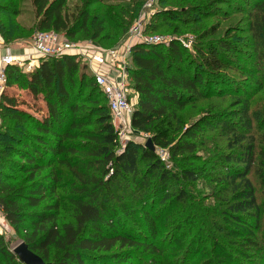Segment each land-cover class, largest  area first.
<instances>
[{"label":"trees","instance_id":"16d2710c","mask_svg":"<svg viewBox=\"0 0 264 264\" xmlns=\"http://www.w3.org/2000/svg\"><path fill=\"white\" fill-rule=\"evenodd\" d=\"M30 3L36 32L54 31L70 41L101 45L125 36L143 0ZM17 4L0 0V37L5 45L26 41L33 32L16 21ZM201 5L162 7L151 19L210 17L213 11L224 13L234 6L242 14L241 23L218 39L207 38L208 32L202 31L194 46L196 59L188 62L177 41L133 44L128 79L138 95L131 128L149 137L154 146L166 148L171 158L197 160L202 137L216 133L223 151L202 169L191 165L175 172L143 143L130 141L118 151L107 100L78 57L38 58V68L31 73L17 66L5 68L0 93V213L45 263L140 264L146 254L149 263L160 264L168 262V255L162 258L165 251L174 256L172 264L188 263L195 250L192 238L184 243L188 232L184 228L193 221L172 223L165 235L172 245L165 248L156 244L154 215L169 216L188 207L180 178L192 182L214 165L220 171L211 181L223 196L219 232L225 240V245L213 241L216 264H241L249 252H260L253 231L260 205L252 177L264 190V118H252L245 85L246 80L259 90L264 85V0H211ZM149 26L157 25H146L145 32ZM210 32L214 34V29ZM240 60L247 66L253 63L255 70L241 67ZM227 69L243 75L245 82L234 84L223 75ZM13 87L43 103V113L38 116L24 108L21 94L8 91ZM199 102L206 107L177 139L166 141L156 132L165 120L180 124L185 108L195 109ZM138 211L141 219L136 218ZM3 262L23 264L0 234Z\"/></svg>","mask_w":264,"mask_h":264},{"label":"rangeland","instance_id":"374dc122","mask_svg":"<svg viewBox=\"0 0 264 264\" xmlns=\"http://www.w3.org/2000/svg\"><path fill=\"white\" fill-rule=\"evenodd\" d=\"M2 1L11 5H15L16 3H18L17 5L19 7V16L16 18V21L27 29L33 30L36 19L34 17V11L31 6L30 0ZM161 1L162 3L159 4ZM207 1L211 0H143V3L135 20H132L130 24L131 26L124 37L117 41L114 37H112L110 40L103 42V44L101 45L95 43L94 44L97 47H100L103 50L107 51L116 49L128 41L131 36V27H133V25L140 24L142 26L143 33L146 36H159L176 39V41L180 43L185 50L183 51L185 52V54L183 55L184 59H186L187 62L195 60L196 53L194 50V46L195 43L199 41L200 36L202 35V31L208 32L207 35L209 36L207 38H221L226 31L236 28L240 25L239 23H241L242 19L241 12L234 10V6H232L230 10H225L227 12L224 13L213 11L210 17L204 15H197L196 18L180 17L179 19H177L178 21H176V19L166 20L164 18L152 20L151 17L162 7H172L176 10H178L179 8L188 9L196 5L202 6L201 3H205ZM116 4L119 5L118 3H113V5ZM214 13H217V15ZM196 19H198V21H196ZM179 20H182V22H180ZM186 21L188 22L187 24H185ZM146 25L157 26L155 29H151V27L149 26L147 33L145 32ZM176 27L179 29L178 32L174 31ZM212 29H214V34H211L210 32ZM35 33L36 31L33 30V32L27 37V40H24V43H31V40ZM207 38H205L204 41ZM79 60L82 62L81 59ZM26 64H29V61H26ZM127 65L129 67V62ZM240 65L241 67H244L246 69H250L252 71L255 70V66L253 63L250 66H247V64L240 60ZM22 70L26 71L25 68H23ZM223 75L227 76L232 81L237 82L234 84L245 82L243 80V75L233 70L227 69L223 72ZM256 76L259 78L258 75ZM245 86L248 91V99L250 102V111L252 118L263 119L264 85L259 90L255 85L249 83L248 80H246ZM131 97L134 99L136 106L138 95L132 89ZM20 98L22 99V101H25L24 108H26L29 112L38 116L41 115V113H39L40 111H42L43 113V103L39 101L34 102L30 97L28 98L22 94L20 95ZM228 103L229 102L227 101L225 103V106ZM196 105L197 106L195 109L190 108L189 106L185 108L184 112L182 113L183 117L181 118L180 124H176L172 120H165L156 127V132L162 133L163 137L167 139L166 141L177 139L180 136L183 128L188 125L190 121H193L197 117H199L202 113V109L206 107L205 103L203 102H199ZM114 128L116 131H119L118 128ZM215 134L216 133H207L202 137L203 142L201 144L203 145V147H200V144L198 149L196 150L197 156L195 157L197 158V160H195L192 156H189L183 160L173 159L170 157L168 150L161 146H154L153 152H165L166 157L164 158V160L162 161L160 158L159 159L163 162V164H165V166L175 172H180L181 167L188 168L191 167V165H193V167H200L202 169V167H204L205 165L204 163L213 161V159H216V155L223 151L222 143L217 142ZM147 139H149V137L146 138L145 135L136 133L132 128H128L127 130L123 131V133H121V135L118 137L119 147L117 148V150L120 151V149L127 142L133 141L145 144ZM209 154L211 155L209 156ZM156 155L158 156V154ZM218 167L219 166L214 165L212 168H207V170L203 171L200 177L192 182L187 181L185 178H180L179 187L183 188L188 193V207H185L183 209H176L169 216H167L166 214L160 216L161 213L156 215L153 214L157 219V222L155 223L157 229L156 244H160L161 247L165 248L172 245V243H168V239L170 240V238L167 239V236H165L172 223L176 224L177 222L188 219L193 221V225L191 227L184 228L186 232L188 231L186 238L184 239V243L188 244L189 240L192 238V243L194 244L193 250H195L194 254L190 256L189 262H186L185 264H216L217 262L215 260V255H217V250L216 245L213 243V241H217L225 245V240L221 239V232H219L220 227H222V213L224 211V205L222 201L223 196L220 187L218 185H215L211 181L214 177H216V175H218L220 171ZM252 181L255 185L257 201L260 205V220L256 224L257 228L253 230L259 240L260 252H249V254H247L249 255L248 259L245 257L241 259V264H264V190L262 189L256 178L252 177ZM136 218L141 219L139 211ZM159 219L160 221L158 222ZM3 225L5 227V230L1 235L3 236L4 241L7 244V248L12 252L14 247L18 243H21L22 240L20 236L15 233V231L4 220ZM166 255H168L169 258L168 262L172 264V258L174 256H172L170 251H165V254L162 256V258ZM142 257H144L145 259H142L144 261L140 264H151L149 263V258L146 256V254H143ZM168 262L162 261V263L160 264H169ZM2 264H6V262H3Z\"/></svg>","mask_w":264,"mask_h":264},{"label":"built area","instance_id":"2783aa9c","mask_svg":"<svg viewBox=\"0 0 264 264\" xmlns=\"http://www.w3.org/2000/svg\"><path fill=\"white\" fill-rule=\"evenodd\" d=\"M130 38L116 49L107 51L97 47L90 41L72 42L63 35L54 31H38L31 40V48L37 58H61L74 55L82 60L93 76L94 82L107 100V105L112 117L114 127L118 128L117 135H121L128 128L131 129V117L135 107V101L131 97V88L128 79V57L133 44L168 45L173 38L159 36H146L140 24L133 25L130 29ZM29 61V64H26ZM0 63V93L3 91L7 66L25 68V72H34L38 68L35 59H16L9 50L1 57ZM118 136V137H119ZM147 138V136L145 135ZM159 158L163 161L165 152L159 151ZM3 217L0 216V234L5 227Z\"/></svg>","mask_w":264,"mask_h":264},{"label":"crops","instance_id":"0c3cea01","mask_svg":"<svg viewBox=\"0 0 264 264\" xmlns=\"http://www.w3.org/2000/svg\"><path fill=\"white\" fill-rule=\"evenodd\" d=\"M6 50H9L10 53L16 59L22 60V59H27V57H30L31 59H35V61L37 62L38 58L34 55V52H33L32 48H31L30 43L28 44V43H24V41H17V42H14L11 45H5L3 43L2 38L0 37V59H1L2 56L5 55ZM1 67H2V65L0 63V69H1ZM8 91L12 92V93H16V94H27V91L18 90L15 87L9 88ZM0 216H2L1 213H0Z\"/></svg>","mask_w":264,"mask_h":264},{"label":"water","instance_id":"95a60500","mask_svg":"<svg viewBox=\"0 0 264 264\" xmlns=\"http://www.w3.org/2000/svg\"><path fill=\"white\" fill-rule=\"evenodd\" d=\"M144 146L150 150L154 151V145L151 141V139H147ZM12 253L17 256L19 261H21L23 264H51V263H45L38 255L31 252L27 245L24 243H18L14 249L12 250Z\"/></svg>","mask_w":264,"mask_h":264}]
</instances>
